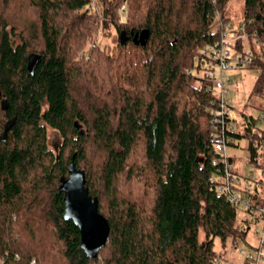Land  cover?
I'll use <instances>...</instances> for the list:
<instances>
[{
  "label": "trees",
  "instance_id": "obj_1",
  "mask_svg": "<svg viewBox=\"0 0 264 264\" xmlns=\"http://www.w3.org/2000/svg\"><path fill=\"white\" fill-rule=\"evenodd\" d=\"M232 1L0 0V264H226L230 250L259 247L264 0H244L234 57L258 77L239 119L234 106L226 118L227 146L248 139L262 174H241L228 153L236 203L212 179L227 164L214 163L217 94L199 51L235 24ZM73 157L110 223L96 259L65 218Z\"/></svg>",
  "mask_w": 264,
  "mask_h": 264
},
{
  "label": "built area",
  "instance_id": "obj_2",
  "mask_svg": "<svg viewBox=\"0 0 264 264\" xmlns=\"http://www.w3.org/2000/svg\"><path fill=\"white\" fill-rule=\"evenodd\" d=\"M222 36L220 42L208 48H201L199 53L203 58L208 59V64L205 70L207 79L212 82V90L217 94L216 105L212 107L213 121L216 128H218L213 136L214 146L217 152L222 156L214 160V163L225 162L227 168L223 177L220 175H214L212 179L217 182L218 192H227L229 199L236 203L241 200L240 192L234 187L237 182V176L233 175L230 170L227 142L228 137L226 130L229 125L226 121L227 116L232 110V104L228 98L230 91L232 90L231 71L236 69L240 59L234 57L236 43L246 37L244 32V25H235L230 22L221 23ZM248 59L247 61H249ZM263 120V119H262ZM223 178L219 183V179ZM244 184L247 183L243 179ZM249 192H252V188L247 185ZM242 205L247 206L249 209L253 208V204L250 203L248 198H244ZM262 212V227L257 228L256 232L260 233V245L259 247L251 250L245 248H239V252L244 257V264H264V206L261 208ZM31 264H37L33 259Z\"/></svg>",
  "mask_w": 264,
  "mask_h": 264
},
{
  "label": "water",
  "instance_id": "obj_3",
  "mask_svg": "<svg viewBox=\"0 0 264 264\" xmlns=\"http://www.w3.org/2000/svg\"><path fill=\"white\" fill-rule=\"evenodd\" d=\"M74 157L69 166L70 175L62 177L60 185L64 192L65 218L79 227L82 248L90 258L96 259L108 242L110 223L99 211L98 197L90 194L85 170L77 167Z\"/></svg>",
  "mask_w": 264,
  "mask_h": 264
},
{
  "label": "rangeland",
  "instance_id": "obj_4",
  "mask_svg": "<svg viewBox=\"0 0 264 264\" xmlns=\"http://www.w3.org/2000/svg\"><path fill=\"white\" fill-rule=\"evenodd\" d=\"M243 8L244 0H233L228 7V14L233 19V22L236 25H239L242 22ZM111 34L112 36L110 38L106 37L107 39H105V42L110 43V45H114L118 40V36L115 32ZM257 77L258 72L251 69L247 64L238 66L236 69L231 71L232 90L230 91L228 98L231 104L234 106V112L237 119H239V115H241V113L244 111L248 95ZM246 112L253 114L254 116L258 115L257 111L254 108H248ZM257 126L260 128H264V121L259 122ZM49 132L51 147L56 148L61 143V138L53 129H50ZM235 142V145L228 146L227 152L232 155V157L237 161H235V163H241L239 166H241V171H244V165H246V162L248 161L250 155L248 150L249 141L246 138H242L236 140ZM254 170L255 169L252 168L251 173ZM258 227L261 228L262 224L259 223ZM200 237L202 240L205 238V233L202 230ZM250 239L254 242H257L253 232L251 233ZM214 247L218 252L223 250V246L218 238L215 240ZM243 247L248 248L247 246ZM227 260L228 261H226V264H244L245 262L238 249L230 250Z\"/></svg>",
  "mask_w": 264,
  "mask_h": 264
},
{
  "label": "crops",
  "instance_id": "obj_5",
  "mask_svg": "<svg viewBox=\"0 0 264 264\" xmlns=\"http://www.w3.org/2000/svg\"><path fill=\"white\" fill-rule=\"evenodd\" d=\"M264 129V128H263ZM236 161V160H235ZM235 161H233V164H235V167H238V170L241 174H247L248 172L250 173L251 169L254 168V172L255 174H257V176L261 173L257 167H255V165L253 163H251V161L248 158V161L246 162L245 169L244 171H241V166H239L241 163H235ZM237 162V161H236ZM249 166V167H248ZM250 168V169H249ZM262 174V173H261Z\"/></svg>",
  "mask_w": 264,
  "mask_h": 264
}]
</instances>
